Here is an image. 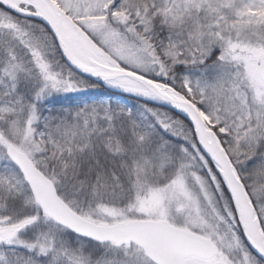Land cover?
<instances>
[{"label": "snow or ice", "instance_id": "1", "mask_svg": "<svg viewBox=\"0 0 264 264\" xmlns=\"http://www.w3.org/2000/svg\"><path fill=\"white\" fill-rule=\"evenodd\" d=\"M0 264H264V0H0Z\"/></svg>", "mask_w": 264, "mask_h": 264}]
</instances>
